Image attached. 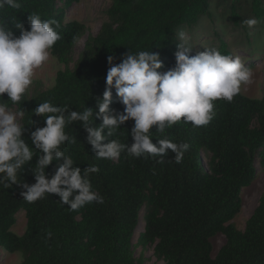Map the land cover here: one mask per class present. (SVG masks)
Here are the masks:
<instances>
[{
    "label": "trees",
    "instance_id": "obj_1",
    "mask_svg": "<svg viewBox=\"0 0 264 264\" xmlns=\"http://www.w3.org/2000/svg\"><path fill=\"white\" fill-rule=\"evenodd\" d=\"M79 1L21 0L19 10H0V21L20 22L25 29H29L27 16L33 12L60 24L62 38L50 53L64 68L56 72L53 86L32 95L26 92L15 105L6 94L0 97V103L24 112L19 123L25 128L22 138L30 147L31 132L44 127V119L34 113L38 104L50 101L71 111H98L110 55L119 63L128 52L152 51L159 53L160 71H167L175 66L178 31L193 29L204 17L213 22L222 18L224 27L240 33L250 53L244 61L264 52V0H111L107 21L95 36L86 37L73 60V50L86 27L67 19V10ZM250 18L258 21L251 28L243 23ZM13 31L19 36L18 30ZM217 50L234 56L224 40ZM112 100L110 109L122 113L124 107L114 89ZM213 103L215 116L207 126L193 127L181 120L163 135L151 131L153 143L167 138L189 144L180 163L173 161L171 153L162 164L126 153L118 160L97 159L80 123L67 126L66 133L76 142H66L61 149L82 171L98 166L99 172L90 174L89 179L104 203L93 202L73 211L55 194L29 203L21 196L25 191L21 185H0V248L22 252L20 264H142L134 255L132 242L142 220L137 244L153 246V255L162 264H264V194L244 230L232 223L241 211L242 190L255 179L256 164L264 169V90L260 99L240 91L232 102L220 99ZM101 122L94 115L93 124ZM133 125L134 121H127L109 139L130 146ZM39 155L34 150L33 160L18 176L20 184L35 183L33 171ZM62 162L50 164L46 178ZM20 211L26 226L23 234L17 235L10 229ZM217 235L225 242L213 257L211 239Z\"/></svg>",
    "mask_w": 264,
    "mask_h": 264
},
{
    "label": "clouds",
    "instance_id": "obj_2",
    "mask_svg": "<svg viewBox=\"0 0 264 264\" xmlns=\"http://www.w3.org/2000/svg\"><path fill=\"white\" fill-rule=\"evenodd\" d=\"M6 7L19 10L21 0H0V10ZM27 22L29 29L20 22L0 21V97L6 94L13 105L21 101L33 83L35 70L49 60L50 50L62 38L55 19L43 20L33 12L27 16ZM257 22L250 18L243 23L251 28ZM13 29L19 31V36L14 35ZM177 37L180 42L174 52L175 66L167 71H160L163 63L159 53L152 51L128 52L119 63L108 56L106 87L95 113L90 108L71 111L50 101L38 104L34 113L44 119V127L31 132V147L22 138L25 128L18 122L24 112L14 113L0 103V185L4 188L21 185L25 189L21 196L29 203L55 194L73 211L93 202L103 204L104 198L92 190L89 179L90 174L99 172L98 166L90 165L82 171L61 149L66 142H76L65 131L76 122L87 132L86 141L97 159L118 160L126 153L137 158L151 157L162 164L171 153L173 161L180 163L189 144H177L167 138L153 143L151 131L155 129L163 135L181 120L193 127L207 126L215 116L213 102L220 99L232 102L242 84L253 82V72L239 56L223 55L214 48L190 55L191 37L183 30L178 31ZM113 89L124 107L122 113L110 109ZM94 115L102 121L99 126L93 124ZM129 120L134 121L130 146L109 139ZM34 150L40 153L33 171L35 183L20 184L18 176L33 160ZM59 160L63 162L46 178L45 169Z\"/></svg>",
    "mask_w": 264,
    "mask_h": 264
},
{
    "label": "rangeland",
    "instance_id": "obj_3",
    "mask_svg": "<svg viewBox=\"0 0 264 264\" xmlns=\"http://www.w3.org/2000/svg\"><path fill=\"white\" fill-rule=\"evenodd\" d=\"M111 0H80L70 6L67 10V19L81 22L86 27V33L80 42L75 46L72 54V59L76 60L79 53L83 49L84 42L88 35L95 36L102 24L107 21L106 10L109 8ZM214 18V17H213ZM226 22L222 18L215 19L213 22L210 18L204 17L200 23L193 29L184 28L191 37L192 51L190 55H195L198 52H203L205 49H216L221 40H224L232 55L239 56L245 66L251 67L253 76L251 84H242L240 91L247 97L260 99L264 90V52L256 53L254 60L244 61L249 56V51L246 48L245 39L240 37V33L233 31L229 27H224ZM225 31V33H224ZM242 43V44H241ZM72 66V64H70ZM57 59L50 53L49 60L35 70L33 83L27 89L29 95L36 94L41 90L50 88L54 84L55 74L58 70L63 69ZM10 108V107H9ZM15 113L16 110L11 108ZM20 117H18V122ZM264 194V169L258 163L256 164V176L254 181L242 190V207L240 213L232 220L234 226L242 231L248 218L253 213L257 206L259 197ZM26 226V218L23 211L16 215V223L10 229L17 235H22ZM144 223L140 220L138 227L133 237L134 255L137 259H141L142 264H162L156 260L153 255V246H139L137 239L140 233L143 232ZM225 238L222 235H217L211 239L213 246L212 256L214 257L217 251L224 244ZM23 260L22 252L9 253L3 248H0V264H20Z\"/></svg>",
    "mask_w": 264,
    "mask_h": 264
}]
</instances>
